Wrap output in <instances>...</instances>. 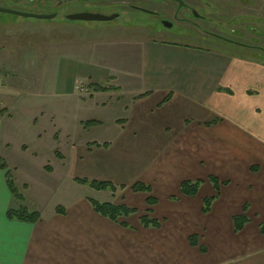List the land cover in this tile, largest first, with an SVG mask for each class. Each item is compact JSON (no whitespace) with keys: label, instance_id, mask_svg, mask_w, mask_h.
Instances as JSON below:
<instances>
[{"label":"crops","instance_id":"1","mask_svg":"<svg viewBox=\"0 0 264 264\" xmlns=\"http://www.w3.org/2000/svg\"><path fill=\"white\" fill-rule=\"evenodd\" d=\"M86 29L92 35L100 34L96 26ZM110 34L113 33L105 30L101 36L107 39ZM128 42L120 47L118 57L122 66L118 69L105 61L106 53L104 57L94 53L84 58L81 54L61 52L56 62L67 74L57 78L56 88L60 93L75 92L73 84L80 75L70 76L66 69L73 72L82 64L90 69L82 71L81 77L92 78L96 84L106 80L108 84H100L116 88L95 91L89 97L78 94V101L89 100L104 107L109 101L97 102L96 97L114 93L117 97L114 96L113 106L124 108L125 116L113 120L124 131L120 138L113 144H88L76 159L87 154L88 161L104 171L94 174L92 179L121 184L127 190L124 204L136 212L117 222L97 213L90 198L82 197L65 207L64 213L53 210L43 214L31 201L29 184L24 183L21 191L16 182L26 203L41 216L36 222L11 219L7 211L19 206L7 185L5 170L0 168V264H230L231 258L254 256L264 249L259 221L253 222V209L246 203L252 183L242 180L240 189L233 188L235 185L229 181L232 178L225 177L229 182L220 186L207 213L202 210L203 201L216 194L214 188L206 196L201 184L195 196L180 193V183L185 179L202 180L201 183L205 178L209 180V175L194 178L188 173L199 158L226 165L230 176H238V180L244 173L258 175L260 182L256 185L264 191V61L220 49L174 46L166 52L172 55L171 59L164 61L157 54L151 61L152 52L167 47L140 36ZM94 44L95 38L91 37L86 45ZM4 49L5 43H0V52ZM16 73L0 61V75L13 79ZM129 74H133L130 78L138 88L126 93L118 82ZM6 96V91L0 90V137L4 121L13 114L9 107H2V103L10 105ZM3 145L10 146V142H0V148ZM23 145L22 150L26 151ZM249 154L258 158L250 161ZM123 166H131L132 171L145 168V174L137 180L150 185L151 192L134 191L133 185L129 187L124 179L114 175ZM153 182L160 188L154 189ZM171 183L175 186L172 189ZM211 183L209 180L208 184ZM149 194L156 198L152 215L159 221L158 227H145L140 222L139 216L149 207ZM245 204L248 221L235 231L233 218L243 213ZM191 235L197 236L196 245L191 243ZM262 251L258 259L248 256L245 263L264 264Z\"/></svg>","mask_w":264,"mask_h":264},{"label":"rangeland","instance_id":"2","mask_svg":"<svg viewBox=\"0 0 264 264\" xmlns=\"http://www.w3.org/2000/svg\"><path fill=\"white\" fill-rule=\"evenodd\" d=\"M182 1L194 6L197 14L193 16L187 7L180 6L173 0H82L66 9L57 7L54 0H0V7L3 8L40 14L57 12L54 18L38 19L0 11V37L3 38L0 43H5L6 46V49L0 52V61L10 70L18 72L13 79L0 75V90L6 91L7 102L10 103L9 106L2 103V107H5L4 110L10 108L13 113L9 115L11 119L4 121V131L0 137V142H10V146L3 145L0 151L3 161L11 169L13 177L15 176L14 180L19 189L23 191L24 183L29 184L31 201L43 214H49L53 210L61 213L62 209L65 210V207L82 197L99 202L124 204L127 192L121 184H114L115 190H96L75 179L77 176L92 179L94 174L104 173L103 169L88 161L87 154H81V159H76V155L86 151L88 144H113L120 138L124 131H121L114 121L122 120L125 116L122 110L125 109L113 106L117 95L111 92L100 94L95 99L97 102L100 99L108 100L109 103L104 107H97L89 100L78 101V94L89 97L95 92L94 86H102L100 83L108 84L106 80H100V83L96 84L92 78L81 77L83 72L86 73L90 69L84 64L76 66L74 71L70 70L73 72L66 69L70 76L80 75L76 76L77 80L73 84L75 92L60 93L56 88V80L59 76L67 74L63 68L59 69L56 62L61 52L71 56L81 54L84 58H90L94 53H102L104 57L106 53L105 61L118 69L119 65L122 66V59L118 57L120 47L124 42H134L140 36L154 40L158 46L167 47L152 52L151 61L157 54H160L164 61L171 59L172 55L166 53L171 46L220 49L264 61V0ZM79 10L103 15L121 12V16L109 21H69L64 16L66 12ZM160 19L168 20L172 26H164ZM87 25L98 27L100 34L96 32L92 35L87 31ZM105 30L113 33L108 35L107 39L101 36ZM91 37L95 38L97 44L88 47L86 44L90 43ZM124 47L129 50L128 45ZM132 47L130 46V52ZM132 76L133 74H129L125 80L118 82L126 93L138 88L136 81L130 78ZM150 76L149 72L148 77ZM111 89L116 88L112 86ZM96 120H101L102 123ZM22 145L26 151L22 150ZM256 158L258 156L248 155L250 161ZM199 159L194 167L188 170L191 177L215 176L221 182L231 181L230 183L235 185L233 188L239 186V189L242 180L253 184L252 193L247 196L246 203L253 209V222L257 220L260 225L264 221V191L260 185H256L260 182V177L244 173L238 180V176H230L231 171H227L226 165L225 167L220 163L210 162L206 158H203L204 161ZM115 171L114 175L124 179L129 187L145 174V168L137 167L132 171L131 166H123ZM225 177L232 179L227 181ZM196 180L198 179L191 181ZM204 181L201 183V191L203 196H206L205 193L212 191L214 187L212 183L208 184V178ZM153 187H158L156 182H153ZM169 187L172 189L175 186L171 183ZM214 192L217 195V192ZM235 192L233 191V194ZM15 202L19 207H26L40 214L26 203L25 198L24 201L15 199ZM31 207L32 209H29ZM145 215L153 218L152 213L147 210L141 216ZM200 246L205 247V244L200 243ZM262 250L264 249H260L254 256L248 255V259H258L262 256ZM247 257L237 260L234 257L228 261H232L230 264H246Z\"/></svg>","mask_w":264,"mask_h":264},{"label":"trees","instance_id":"3","mask_svg":"<svg viewBox=\"0 0 264 264\" xmlns=\"http://www.w3.org/2000/svg\"><path fill=\"white\" fill-rule=\"evenodd\" d=\"M95 91H106L108 89H111V87H104V86H94ZM0 168L5 170L6 175V181L7 185L13 195V197L17 200L24 201L23 195L19 192L16 182L14 180V177L12 175L11 170L8 168L5 161L0 159ZM77 182L81 184H87L90 187L96 189V190H106V189H112L115 190V185L110 181L105 180H97V179H88L85 177H76L75 178ZM209 180L213 183L214 189L216 190L217 194L220 190L221 184H224L226 182H221L217 177L210 176ZM202 180H183L180 183V193L188 196H195L198 193L199 186L201 184ZM132 189L134 191H145L150 193L151 192V186L148 184H145L143 182L137 181L133 184ZM215 196L205 197L203 201V208L202 210L204 212H209L211 209V205L213 200L215 199ZM91 205L93 206V209L101 214L102 216L108 217L111 220L119 221L122 217H127L130 214L136 212L135 208L128 207L125 204H114L111 202H99L95 199L90 198L89 199ZM147 203L149 205V209H147V212L152 213V206L156 203V198L149 194L147 197ZM60 210V208H59ZM247 205L245 204L243 206V213L235 216L233 218L234 222V229L235 231H239L243 228L245 223L248 221V217L246 215ZM65 210L62 209L61 213H64ZM7 216L11 219H20V220H26L30 222H36L40 218V214L37 211H30L26 207H19L17 209L11 208L7 211ZM140 222L143 226H155L158 227L160 225L159 221L155 218H149L146 215L140 217ZM121 225L127 226V223L120 222ZM260 231L262 234H264V221L260 224ZM197 236L191 235L190 241L192 244H197Z\"/></svg>","mask_w":264,"mask_h":264},{"label":"water","instance_id":"4","mask_svg":"<svg viewBox=\"0 0 264 264\" xmlns=\"http://www.w3.org/2000/svg\"><path fill=\"white\" fill-rule=\"evenodd\" d=\"M179 2V5L182 6L184 5V2L182 0H177ZM0 11L1 12H8V13H13V14H17V15H21L24 17H33V18H38V19H50L55 17L54 13H49V14H45V13H32V12H24V11H20V10H16V9H9V8H3L0 7ZM195 13L197 14V12L195 11ZM114 17H116V14L114 15H103V14H97V13H88V12H82V13H75V14H70L68 15V18L71 20H111ZM163 25L166 27H171L172 23L169 22L168 20H163L162 21Z\"/></svg>","mask_w":264,"mask_h":264},{"label":"flooded vegetation","instance_id":"5","mask_svg":"<svg viewBox=\"0 0 264 264\" xmlns=\"http://www.w3.org/2000/svg\"><path fill=\"white\" fill-rule=\"evenodd\" d=\"M80 1H82V0H54V3H56V6L57 7H65V9L66 8H69V6H72L71 4H73V3H76V4H79L78 2H80ZM173 1H176L178 4H179V2L177 1V0H173ZM184 2V1H183ZM206 3H209L208 1H205ZM208 5V4H207ZM183 7H187L188 9H189V11L193 14V16H194V14H196L195 13V7L194 6H192V5H188L187 3H185L184 2V5H182ZM131 7V6H130ZM208 7H210V6H208ZM82 12H88V13H96V12H91V11H88V10H79V11H74V12H66L65 13V18L67 19V20H71V19H69L68 18V15H70V14H75V13H82ZM54 14H55V17L57 16V12H53ZM49 14V13H48ZM98 14V13H97ZM114 14H116V17H114L113 19H117V18H120V16H121V12H116V13H113V14H110V15H114ZM197 17H201V18H204V19H208L209 17H205V16H197ZM54 18V17H53ZM113 19H111V20H113ZM164 19H160V22L162 23V21H163ZM71 21H86V20H71ZM89 21H96V20H89ZM98 21V20H97ZM100 21H109V20H100ZM123 24V23H122ZM163 24V23H162Z\"/></svg>","mask_w":264,"mask_h":264},{"label":"built area","instance_id":"6","mask_svg":"<svg viewBox=\"0 0 264 264\" xmlns=\"http://www.w3.org/2000/svg\"><path fill=\"white\" fill-rule=\"evenodd\" d=\"M0 83H1V80H0Z\"/></svg>","mask_w":264,"mask_h":264}]
</instances>
